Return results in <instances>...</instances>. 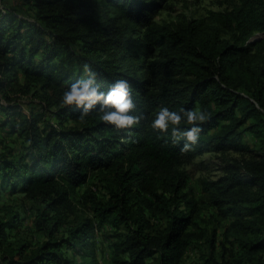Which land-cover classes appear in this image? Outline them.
Returning a JSON list of instances; mask_svg holds the SVG:
<instances>
[{"label":"trees","instance_id":"1","mask_svg":"<svg viewBox=\"0 0 264 264\" xmlns=\"http://www.w3.org/2000/svg\"><path fill=\"white\" fill-rule=\"evenodd\" d=\"M91 1L33 0L32 20L16 8L0 7V96L15 101L5 108L7 123L26 146L18 159L0 154V191L20 190L45 206L34 223L45 240L23 256L28 242L18 249L8 245L0 252V264H89L83 260L93 259L96 248L90 222L73 219L68 235L58 236L67 213L45 214L56 204L67 207L69 193L91 171L105 172L113 186L105 201L92 195L94 215L100 221L108 216L115 228L126 229L113 243V263L180 264L195 239L188 228L197 217V203L183 193L188 176L179 167L213 146L246 150L244 133L264 132V66L241 61L254 43L252 34L264 32V0H237L232 10L211 12L223 32L205 30L194 20L157 23L153 15L163 0H99L100 17ZM85 65L97 73L103 90L118 79L129 82L133 114L141 117L137 126L117 130L100 121L96 110L82 121L79 108L62 105L63 89L86 75ZM14 83L15 92L33 89L46 109L54 107L57 123L41 127L40 122L47 124L44 117L33 114L17 119L18 97H9ZM162 107H201L209 113L190 150L181 151L184 140L172 143L171 129L151 128ZM258 153L241 163L246 178L232 171L227 183H204L208 203L221 210L223 198L231 204L228 216L235 217L232 226L249 260L254 252L264 254V146ZM4 214L10 218L1 224L2 240L4 228L20 226L17 213ZM211 242L208 256L195 264H229L218 261Z\"/></svg>","mask_w":264,"mask_h":264},{"label":"rangeland","instance_id":"2","mask_svg":"<svg viewBox=\"0 0 264 264\" xmlns=\"http://www.w3.org/2000/svg\"><path fill=\"white\" fill-rule=\"evenodd\" d=\"M91 1V0H89ZM93 7L96 8V15L100 17L99 0L91 1ZM238 4L237 0H163L162 8L158 9L153 20L159 24H168L175 26L176 24H186L188 21L194 20L195 23L205 30L215 31L219 27L221 32L223 26L220 23H214L211 12L232 10L234 5ZM0 7L16 8V13L23 18L32 20L35 17V8L33 0H0ZM227 37V36H226ZM251 40H254L250 51L246 58L241 61L250 67L264 66V32H254ZM153 57V54L152 56ZM17 82L23 80L22 69L16 70ZM13 91L9 93V97H18L16 103L20 107L19 119L23 116L33 114L36 117L43 116L44 122H40L41 127H48L51 124H56L57 120L52 115L51 111L54 107L46 109L45 105L39 101L34 95L32 89L28 94L15 92V83L12 85ZM15 101L3 99L0 96V154H9L15 158H20L24 155L26 149L23 138L19 137L15 132L11 131L7 121L9 116L5 108ZM68 125H76L73 122H68ZM242 142L248 147L246 150L236 151L234 149L218 150L210 147V150L196 155L189 162L182 164L179 169L184 171L188 176L187 186L183 189V193L187 199L194 200L197 203V217L194 223L189 226L188 230L195 234L193 245L188 247L183 255L180 264H195L203 258H206L211 251L209 246L213 239L214 256L218 257V261L222 259L229 264H255L257 261L264 263V254L254 252L251 255V260L246 258L244 250L239 244V237L232 223L235 217L228 216L230 203H227V198H223V208L219 209L216 205L208 203L204 185L205 182H215L214 184L227 183L226 177L230 172H239L241 178H246L241 169V163L244 160H250L258 155L264 146V132L257 134L254 132H246L243 135ZM110 177L103 171H91L85 183L78 186L72 193H69V204L67 207L54 205L53 208L47 210L48 217L53 216L57 211L67 213L66 221L61 222L58 227L57 235H68L67 230L72 227L73 219L79 222H90L95 235L96 248L95 257L86 258L85 262L89 264H114L113 243L118 239L119 234L126 232L123 225L115 228L105 217V220L100 221L98 216L94 215L91 208L92 195H95L98 200L105 201L110 196L112 189ZM214 186H210L213 188ZM246 190V188H244ZM213 190V189H211ZM131 207L135 208V203ZM44 204L34 202L28 199L25 194L16 190L15 192L0 191V227L1 224L9 220V215H5L4 211H14L19 215V228H4L3 240L0 239V252L10 247L19 248L23 242H28L29 246L25 248L23 255L29 254L38 244L45 240V236L35 231L36 216L44 212ZM185 212H188L185 207H181ZM224 214H226L224 216ZM160 224L165 223V219L160 220ZM68 255H73L69 252ZM222 256V257H221ZM18 257V256H16ZM77 261H82L78 256H75ZM147 261H151L148 259Z\"/></svg>","mask_w":264,"mask_h":264},{"label":"clouds","instance_id":"3","mask_svg":"<svg viewBox=\"0 0 264 264\" xmlns=\"http://www.w3.org/2000/svg\"><path fill=\"white\" fill-rule=\"evenodd\" d=\"M84 72V77L75 79L63 89L62 105L79 108L82 121L92 110H96L100 121L117 130L130 129L140 123L141 117L133 114L136 105L131 85L126 79H118L107 90H103L97 82L95 71L85 65ZM208 118L209 113L201 107L180 111L162 107L155 113L150 126L160 133L171 129L172 143L184 140L181 151H188L198 143L202 131L200 124ZM182 122L191 127L181 128Z\"/></svg>","mask_w":264,"mask_h":264}]
</instances>
